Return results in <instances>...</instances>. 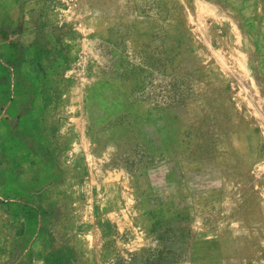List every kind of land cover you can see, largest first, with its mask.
<instances>
[{
  "label": "rangeland",
  "instance_id": "obj_1",
  "mask_svg": "<svg viewBox=\"0 0 264 264\" xmlns=\"http://www.w3.org/2000/svg\"><path fill=\"white\" fill-rule=\"evenodd\" d=\"M56 252L264 264V0H0V264Z\"/></svg>",
  "mask_w": 264,
  "mask_h": 264
},
{
  "label": "trees",
  "instance_id": "obj_2",
  "mask_svg": "<svg viewBox=\"0 0 264 264\" xmlns=\"http://www.w3.org/2000/svg\"><path fill=\"white\" fill-rule=\"evenodd\" d=\"M53 255H54L53 259L56 260L57 264H63V263L66 262V261H63V256L64 255L61 252H56ZM49 263H51V261Z\"/></svg>",
  "mask_w": 264,
  "mask_h": 264
}]
</instances>
